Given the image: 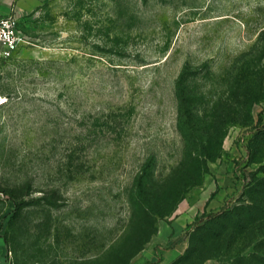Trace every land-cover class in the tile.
<instances>
[{
    "label": "rangeland",
    "instance_id": "obj_1",
    "mask_svg": "<svg viewBox=\"0 0 264 264\" xmlns=\"http://www.w3.org/2000/svg\"><path fill=\"white\" fill-rule=\"evenodd\" d=\"M17 15L25 41L0 57L6 264H132L145 248L156 264H264V0ZM9 197L22 206L3 218Z\"/></svg>",
    "mask_w": 264,
    "mask_h": 264
},
{
    "label": "crops",
    "instance_id": "obj_2",
    "mask_svg": "<svg viewBox=\"0 0 264 264\" xmlns=\"http://www.w3.org/2000/svg\"><path fill=\"white\" fill-rule=\"evenodd\" d=\"M46 1L48 0H0V16L7 15L10 12H15L16 14L32 13ZM172 224H175L176 227H174ZM172 224L170 225L171 227L170 234L173 235V237L176 236L178 229H180L181 231L184 230V227L182 226L181 222L176 221V223H172ZM180 233H178V235ZM6 252H7V245H6ZM162 253L163 256L166 257V253H168V251L164 250ZM170 255L172 256L173 252H169V256ZM160 256L161 253L157 254L155 250H150L149 248L147 249L145 248L139 254V256H137L136 259L134 258L132 264H156L158 257ZM0 264H6V255L4 257L3 252H0Z\"/></svg>",
    "mask_w": 264,
    "mask_h": 264
},
{
    "label": "built area",
    "instance_id": "obj_3",
    "mask_svg": "<svg viewBox=\"0 0 264 264\" xmlns=\"http://www.w3.org/2000/svg\"><path fill=\"white\" fill-rule=\"evenodd\" d=\"M19 18L15 12L0 16V57H11L25 41L18 30Z\"/></svg>",
    "mask_w": 264,
    "mask_h": 264
},
{
    "label": "trees",
    "instance_id": "obj_4",
    "mask_svg": "<svg viewBox=\"0 0 264 264\" xmlns=\"http://www.w3.org/2000/svg\"><path fill=\"white\" fill-rule=\"evenodd\" d=\"M185 77H184V71L182 74H180L179 78L177 79L176 81V90H177V95H178V98H179V103H180V106H181V110L182 109H185L188 107L187 105H189V98L187 97V95L189 96V94L185 91ZM197 100V99H196ZM9 204H10V207H9V210L8 212L3 216V218L5 217H11V216H14V215H17L18 211L20 210L21 208V202L20 201H17L15 198L13 197H9ZM221 212H210L208 214V217L209 219H216V217L218 215H220ZM207 219V217L205 218ZM198 234V233H197ZM4 236L5 238V241H6V245H7V252H6V258L8 257V253H9V248H8V241L6 239V236L5 235H2ZM190 252V247L189 249H187L186 253L185 254H188ZM183 256H181L179 259H181Z\"/></svg>",
    "mask_w": 264,
    "mask_h": 264
}]
</instances>
